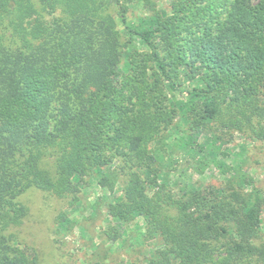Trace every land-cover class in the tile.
<instances>
[{"label":"trees","instance_id":"trees-1","mask_svg":"<svg viewBox=\"0 0 264 264\" xmlns=\"http://www.w3.org/2000/svg\"><path fill=\"white\" fill-rule=\"evenodd\" d=\"M157 1L0 0V264H38L16 241L23 194L65 199L95 172L107 182L102 167L115 154L125 179L108 213L142 217L160 240L146 264H264L262 190L229 182L175 198L147 162L177 112L192 132L219 123L264 150V0H177L166 15ZM131 5L151 15L149 26L129 24ZM136 40L149 53L128 51ZM181 77L199 87L168 106L164 86L178 90Z\"/></svg>","mask_w":264,"mask_h":264},{"label":"rangeland","instance_id":"rangeland-1","mask_svg":"<svg viewBox=\"0 0 264 264\" xmlns=\"http://www.w3.org/2000/svg\"><path fill=\"white\" fill-rule=\"evenodd\" d=\"M173 1L177 0H158L157 10L162 15L169 14ZM127 19L138 29L149 26L153 20L141 5H131ZM116 21L126 39L123 25ZM128 51L149 53L137 40ZM127 61L125 51L119 66L120 77L129 72ZM193 87H199V83L182 77L178 90L170 91L164 86L168 106L189 101ZM194 103L200 107L197 100ZM195 115L201 119L202 112ZM192 118L194 114L190 115ZM188 121L189 118L186 121L177 112L173 125L163 132L167 138L148 146L154 158H148L149 166L161 170L163 183L175 198L191 190L215 192L229 182L245 193L252 188L264 192V150L259 141L227 131L219 123H206L202 131L192 132L194 123ZM107 159L109 164L102 167V175H108L107 182H102L105 186L98 182L101 176L95 172L79 185L78 193L65 199L49 197L35 189L22 195L21 201L29 211L15 229L16 241L19 248L36 251L38 264H146L162 247L159 239H149L142 217L128 223L109 216V205L121 196L125 176L120 170L123 167L120 155ZM137 171L147 178L143 167ZM154 192V188L147 187L148 196ZM262 208V228L257 242L264 244Z\"/></svg>","mask_w":264,"mask_h":264}]
</instances>
